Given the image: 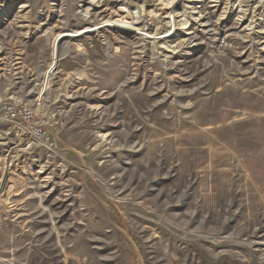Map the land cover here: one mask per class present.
I'll list each match as a JSON object with an SVG mask.
<instances>
[{"label":"rangeland","instance_id":"374dc122","mask_svg":"<svg viewBox=\"0 0 264 264\" xmlns=\"http://www.w3.org/2000/svg\"><path fill=\"white\" fill-rule=\"evenodd\" d=\"M114 18L143 30L62 38L41 97L56 34ZM13 96L63 125L0 119V264H264V0H0Z\"/></svg>","mask_w":264,"mask_h":264},{"label":"built area","instance_id":"2783aa9c","mask_svg":"<svg viewBox=\"0 0 264 264\" xmlns=\"http://www.w3.org/2000/svg\"><path fill=\"white\" fill-rule=\"evenodd\" d=\"M42 101L37 99L34 103L13 96L0 101V119L10 123L18 138V143L13 148L16 151H30L40 146L53 151L56 140L52 127H60L63 120L56 112H42ZM10 163V164H9ZM5 168H11V162Z\"/></svg>","mask_w":264,"mask_h":264},{"label":"bare ground","instance_id":"6f19581e","mask_svg":"<svg viewBox=\"0 0 264 264\" xmlns=\"http://www.w3.org/2000/svg\"><path fill=\"white\" fill-rule=\"evenodd\" d=\"M93 1V0H91ZM174 1V0H173ZM123 4V3H122ZM83 5V4H81ZM123 6V5H122ZM125 6V4H124ZM91 7L87 8V11L90 10ZM126 7H124L125 9ZM122 9V8H121ZM123 9V10H124ZM125 11H129V8H126ZM138 10L135 9L133 11V13H135V18H140L141 17V14H138ZM80 13L83 15V16H88L87 14L84 13V9L82 8V10L80 11ZM127 13V12H126ZM174 11L171 12V14H173ZM171 24L175 25V18L174 16L172 15L171 16ZM142 21V20H140ZM103 27H108V28H112L114 30H118V31H122V30H125L127 31L128 33H137V32H142V28L140 26L137 25V22H130V21H127L123 18H114V19H106V20H103V21H97L93 24H87L85 27L81 28V29H78V30H67L65 32H60L58 34H56L55 38L53 39V43H52V51H51V61L49 63V65L47 66L46 70L44 71L43 73V77H44V81H43V87L42 89L40 90V96L43 97V93L44 91L46 90L47 85L48 84V79H49V75L50 73L55 69V66L57 64V61L59 59V55H60V49H59V42L62 38H65V37H71V38H76V37H79L81 36L82 34H86V33H89V32H92V31H95L96 29H101ZM124 32V31H123ZM171 33L170 29H168V32L165 34V35H162L160 37H154L155 38V41L156 43H160V44H163V41L161 40V38H165L167 36H169V34ZM171 35V34H170ZM49 36V35H48ZM145 37H151L150 35L147 36V34L145 35ZM52 38V37H51ZM47 39H49V37H47ZM67 40V39H65ZM68 42V41H67ZM165 46V45H164ZM69 47V46H68ZM67 47V48H68ZM162 47V45H161ZM63 51V50H61ZM65 51V50H64ZM66 52H69L68 50ZM69 54V53H68ZM64 56V55H63ZM66 57V56H65ZM81 76V75H80ZM42 79V78H41ZM42 82V81H41ZM40 97V98H41ZM7 161V164L9 162H11L12 160L10 159V157L6 160ZM5 161V162H6ZM10 164V163H9ZM5 167V166H4ZM7 169V173L8 171L10 170V168L7 167L5 168ZM0 199H1V196H0ZM1 203V202H0Z\"/></svg>","mask_w":264,"mask_h":264},{"label":"crops","instance_id":"0c3cea01","mask_svg":"<svg viewBox=\"0 0 264 264\" xmlns=\"http://www.w3.org/2000/svg\"><path fill=\"white\" fill-rule=\"evenodd\" d=\"M5 161H6V160H5ZM6 164H7V161L5 162V165H6ZM5 165H4V166H5ZM4 166H3V168H4L3 171L0 172V181H1V178H2L3 174L7 171V169H5ZM9 174L12 175V172H9V171H8L7 176H6V178H5V182L8 180V176H9Z\"/></svg>","mask_w":264,"mask_h":264},{"label":"water","instance_id":"95a60500","mask_svg":"<svg viewBox=\"0 0 264 264\" xmlns=\"http://www.w3.org/2000/svg\"><path fill=\"white\" fill-rule=\"evenodd\" d=\"M7 176V172H5L1 178V181H0V187H2V185L4 184V181H5V178Z\"/></svg>","mask_w":264,"mask_h":264}]
</instances>
